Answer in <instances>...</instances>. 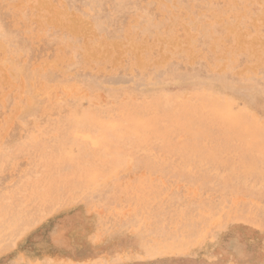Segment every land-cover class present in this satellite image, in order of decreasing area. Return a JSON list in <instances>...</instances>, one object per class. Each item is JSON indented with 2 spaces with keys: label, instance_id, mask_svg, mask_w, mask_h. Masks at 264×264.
<instances>
[{
  "label": "rangeland",
  "instance_id": "obj_1",
  "mask_svg": "<svg viewBox=\"0 0 264 264\" xmlns=\"http://www.w3.org/2000/svg\"><path fill=\"white\" fill-rule=\"evenodd\" d=\"M0 264H264V0H0Z\"/></svg>",
  "mask_w": 264,
  "mask_h": 264
},
{
  "label": "bare ground",
  "instance_id": "obj_2",
  "mask_svg": "<svg viewBox=\"0 0 264 264\" xmlns=\"http://www.w3.org/2000/svg\"><path fill=\"white\" fill-rule=\"evenodd\" d=\"M239 154V153H238ZM231 156V155H230ZM201 169V168H200Z\"/></svg>",
  "mask_w": 264,
  "mask_h": 264
}]
</instances>
